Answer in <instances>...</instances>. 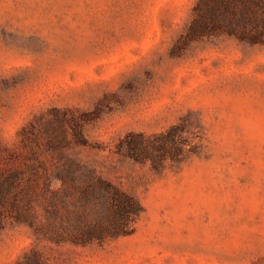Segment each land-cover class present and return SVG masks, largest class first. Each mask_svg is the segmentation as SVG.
<instances>
[{"label":"rangeland","instance_id":"374dc122","mask_svg":"<svg viewBox=\"0 0 264 264\" xmlns=\"http://www.w3.org/2000/svg\"><path fill=\"white\" fill-rule=\"evenodd\" d=\"M197 1L0 0L5 158L28 155L22 132L81 126L70 152L142 207L131 234L86 246L5 221L0 264H264V46L186 42ZM181 122L179 162L117 153Z\"/></svg>","mask_w":264,"mask_h":264},{"label":"trees","instance_id":"16d2710c","mask_svg":"<svg viewBox=\"0 0 264 264\" xmlns=\"http://www.w3.org/2000/svg\"><path fill=\"white\" fill-rule=\"evenodd\" d=\"M227 36L241 44L264 46V0H198L183 35L186 42ZM75 132H22L28 155L0 147V228L5 221L28 225L38 240L77 246L103 244L132 233L142 212L139 201L83 163L74 148L87 145L82 127ZM182 122L165 133L128 135L117 153L151 161L158 169L179 162ZM18 158V159H17ZM33 254L38 256L37 251Z\"/></svg>","mask_w":264,"mask_h":264}]
</instances>
